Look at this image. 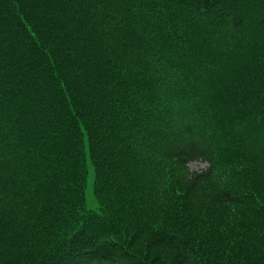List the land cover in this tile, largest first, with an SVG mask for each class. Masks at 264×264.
<instances>
[{
  "label": "trees",
  "instance_id": "1",
  "mask_svg": "<svg viewBox=\"0 0 264 264\" xmlns=\"http://www.w3.org/2000/svg\"><path fill=\"white\" fill-rule=\"evenodd\" d=\"M0 264H264V0H0Z\"/></svg>",
  "mask_w": 264,
  "mask_h": 264
},
{
  "label": "rangeland",
  "instance_id": "2",
  "mask_svg": "<svg viewBox=\"0 0 264 264\" xmlns=\"http://www.w3.org/2000/svg\"><path fill=\"white\" fill-rule=\"evenodd\" d=\"M206 168V164L203 162H192L189 163L188 169L191 172L201 171ZM91 180H92V174L90 173V176L88 177V185L86 189V205L89 209L95 208V201L91 194Z\"/></svg>",
  "mask_w": 264,
  "mask_h": 264
}]
</instances>
